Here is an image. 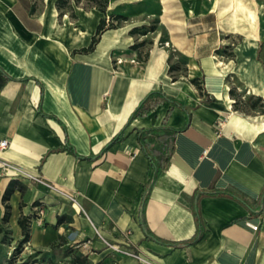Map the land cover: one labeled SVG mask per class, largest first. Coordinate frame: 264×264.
Segmentation results:
<instances>
[{"label":"crops","instance_id":"0c3cea01","mask_svg":"<svg viewBox=\"0 0 264 264\" xmlns=\"http://www.w3.org/2000/svg\"><path fill=\"white\" fill-rule=\"evenodd\" d=\"M184 2L107 29L86 53L78 49L90 44L105 16L100 10L77 6V18H59L56 0L35 11L32 0H0V139L10 142L0 152V234L7 230V244L23 238V215L31 237L22 250L36 257L59 245L91 264H264V112L249 103L250 111L236 109L230 92L236 86L241 97L264 98V43L227 25L222 1L203 0L195 10ZM155 90L186 108L166 99L104 150ZM163 124L183 129L143 207L151 165L138 131ZM66 140L92 158L67 151ZM3 159L41 173L85 211L42 184L2 174ZM212 191L231 194L198 198ZM195 203L200 239L173 245L196 235ZM37 205L44 206L42 220ZM103 238L137 250L143 260L115 252Z\"/></svg>","mask_w":264,"mask_h":264},{"label":"trees","instance_id":"16d2710c","mask_svg":"<svg viewBox=\"0 0 264 264\" xmlns=\"http://www.w3.org/2000/svg\"><path fill=\"white\" fill-rule=\"evenodd\" d=\"M110 4H111V0H56V7L59 11V18H62L65 14H69V16L73 19L77 18V14H76L77 6H83L85 9L96 8L100 10L102 13H104L105 15L104 17L100 19V22L97 25L96 32L93 35L90 44L88 46L78 49L79 52L88 53V52L93 51L97 43L100 41L102 34L107 29L115 28L118 25H120V20L127 19V17L121 14H109ZM36 8L37 7H36V0H35L33 4V10L35 11ZM140 44L141 43H138L134 46H139ZM261 45L262 43H260L259 51L261 49ZM259 58H260V55H259ZM263 64H264V60H263ZM174 68H175L174 65L170 66L171 70H173ZM192 81L200 88V85H198V82L196 79H193ZM230 92L232 95L237 97L234 103V106L236 109H239V108L244 109L249 103V109L251 108L254 110H260L261 112H264V98L263 97L246 96V98L242 99L241 95L237 91L236 86L231 87ZM166 99L174 103H177L173 98L165 95V93H163L160 90H155V91H151L150 93H148L146 97L141 100V102L132 112L124 128L113 139H111V141L104 147V150H107L114 142H117L122 138L126 129L128 128V126L132 123V121L135 118L151 114L153 110ZM179 105L183 108H186L185 105H182V104H179ZM38 110L40 113H42L45 116L53 117L52 115L45 113L42 110L41 105L38 106ZM182 129L183 128H175V127H170V126H166L163 124L160 126H153V127H149L145 129H140L138 131V140L141 146L143 147L145 153L149 157L150 165H151V174L143 186V193H142L143 207L149 198L150 192L157 178L167 167L169 160L172 156L173 150H174L175 136ZM65 149L75 154L79 158H92L91 155L90 156L79 155L75 151L74 147L69 143L68 140H66ZM12 191H13V187L9 186L4 195V201L6 202V213L3 217V222H7L9 220L10 204L8 203V200L10 198ZM204 194H231V193L227 191L201 192L199 193L198 198L200 195H204ZM232 195L239 198L238 196L234 194ZM260 204H261L260 206L263 207L264 192L261 195ZM193 210H194L195 217L198 223V230H197L196 235L187 241L173 242L172 243L173 245H176V246L191 245L200 239L204 228H203V222H202L201 214H200L197 203H195ZM19 224L22 227L23 238L19 241V243L17 244L15 248L16 252H15L14 258H9L6 264H16L15 258L17 254L20 251H22L23 247L30 240V237H31L29 223L25 216L21 215V217L19 218ZM1 230L2 228L0 227V231ZM148 236L153 237V235H150V234ZM53 246H57V245H53ZM38 262H39L38 259H36L34 261V264H38ZM20 264H30V263H27L24 261V262H21ZM75 264H91V261L87 255L77 254L75 258Z\"/></svg>","mask_w":264,"mask_h":264},{"label":"rangeland","instance_id":"374dc122","mask_svg":"<svg viewBox=\"0 0 264 264\" xmlns=\"http://www.w3.org/2000/svg\"><path fill=\"white\" fill-rule=\"evenodd\" d=\"M49 1L50 0H46V3H49ZM220 1H222L220 2L221 4H226L225 6L229 7L226 10L227 17L225 22L227 23V25L230 22L231 25H233V27L236 29V31H242L243 33L248 31L253 32L257 35L258 38L262 39L264 43V0H228L226 2L224 0ZM115 2V8L112 14L117 13L115 12V10L120 12L124 11V9L132 14L126 16L127 19L120 20V24L124 22H131L134 19L139 20V18L136 16H143L145 15V13H147V11H158L159 6L163 9V11H165V8H167L168 6L176 7L178 4L180 5V3L184 2L186 6H189L193 8V10H195L201 9L204 4L203 0H158L156 3H154L153 0H115ZM43 4L44 0H36L37 8H43ZM78 8L90 10L85 9L83 6H78ZM139 10H141V12ZM248 10H251L253 12V17L249 15ZM143 19L151 21V24L149 25L150 27L155 26L153 16H149V14H146ZM236 36L237 37L234 38L235 42H237V40H239L240 38L239 34H237ZM239 91L242 90L239 89ZM242 96V99H244L245 94ZM240 109L241 111L243 110V112H246L248 107ZM8 238L9 235L7 230L0 234V264H6L9 258H14L15 256V248L17 244L14 247L7 244L9 242ZM36 255L37 254H24L22 250L17 254L15 262L16 264H20L21 262L25 261L27 263L34 264V261L38 259V264H75L77 253H75L74 249H72L71 247L59 248V245H57L52 246L50 250L41 253L39 257H36Z\"/></svg>","mask_w":264,"mask_h":264},{"label":"built area","instance_id":"2783aa9c","mask_svg":"<svg viewBox=\"0 0 264 264\" xmlns=\"http://www.w3.org/2000/svg\"><path fill=\"white\" fill-rule=\"evenodd\" d=\"M10 145L9 139L7 138H3L0 139V152L4 151L5 149H7ZM1 171L2 174L13 177V178H26L36 184H42L46 187H48L51 190H54L64 196H66L67 198H69L72 202L78 204L81 209L83 211H85V209L82 207V205L80 204V202L78 201L77 197L70 193L69 191L63 189L62 187H59L58 185L52 183L51 181L47 180L41 173L37 172V171H33L30 169H27L25 167H22L14 162H11L9 160L3 159L1 161ZM36 211H37V218L39 220L43 219V216L45 214V209L43 205H37L35 207ZM253 229L254 230H258L259 229V225H253ZM104 241L106 242V244L112 248V250H114L117 253H121L124 255H128V256H132L135 257L139 260H143V256L141 253H139L137 250L126 247V246H122L118 243H112L108 240H106L105 238H103Z\"/></svg>","mask_w":264,"mask_h":264}]
</instances>
